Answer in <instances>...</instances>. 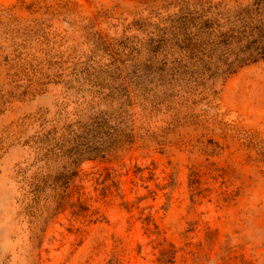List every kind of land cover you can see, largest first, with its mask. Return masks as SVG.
<instances>
[{"label": "rangeland", "instance_id": "1", "mask_svg": "<svg viewBox=\"0 0 264 264\" xmlns=\"http://www.w3.org/2000/svg\"><path fill=\"white\" fill-rule=\"evenodd\" d=\"M263 26L264 0H0V264H264V61L218 78L203 36Z\"/></svg>", "mask_w": 264, "mask_h": 264}, {"label": "trees", "instance_id": "2", "mask_svg": "<svg viewBox=\"0 0 264 264\" xmlns=\"http://www.w3.org/2000/svg\"><path fill=\"white\" fill-rule=\"evenodd\" d=\"M211 32L203 35L206 37V46L210 47L212 52L218 50L225 54L224 69H221L216 77L224 79L249 63L264 61V26L234 40L226 39L228 36L222 37L217 31ZM53 210L56 211V207Z\"/></svg>", "mask_w": 264, "mask_h": 264}]
</instances>
